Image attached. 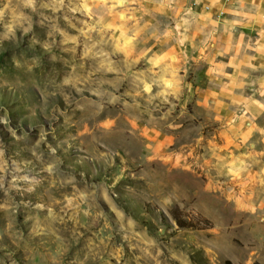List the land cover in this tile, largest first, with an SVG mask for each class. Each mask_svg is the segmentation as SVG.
Returning <instances> with one entry per match:
<instances>
[{"label":"rangeland","instance_id":"obj_1","mask_svg":"<svg viewBox=\"0 0 264 264\" xmlns=\"http://www.w3.org/2000/svg\"><path fill=\"white\" fill-rule=\"evenodd\" d=\"M139 5L0 0V264H264V153L151 60Z\"/></svg>","mask_w":264,"mask_h":264},{"label":"crops","instance_id":"obj_2","mask_svg":"<svg viewBox=\"0 0 264 264\" xmlns=\"http://www.w3.org/2000/svg\"><path fill=\"white\" fill-rule=\"evenodd\" d=\"M139 2L151 60L190 70L189 95L226 143L263 154L264 0Z\"/></svg>","mask_w":264,"mask_h":264},{"label":"trees","instance_id":"obj_3","mask_svg":"<svg viewBox=\"0 0 264 264\" xmlns=\"http://www.w3.org/2000/svg\"><path fill=\"white\" fill-rule=\"evenodd\" d=\"M170 215H171L172 220L178 226V228H181V229H205L206 228V227L198 228L192 222L187 221V220H184L180 216V212L178 210H172L170 212ZM161 217L163 219H166V217L164 216V214H162ZM225 264H231V262L227 261Z\"/></svg>","mask_w":264,"mask_h":264}]
</instances>
